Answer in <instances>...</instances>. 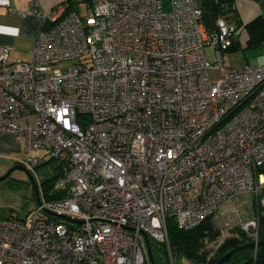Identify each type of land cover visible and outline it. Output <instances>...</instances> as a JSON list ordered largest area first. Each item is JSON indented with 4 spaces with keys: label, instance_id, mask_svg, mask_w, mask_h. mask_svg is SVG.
I'll return each mask as SVG.
<instances>
[{
    "label": "built area",
    "instance_id": "obj_1",
    "mask_svg": "<svg viewBox=\"0 0 264 264\" xmlns=\"http://www.w3.org/2000/svg\"><path fill=\"white\" fill-rule=\"evenodd\" d=\"M84 4L44 15L29 60L0 53V133L23 145L28 169L49 156L62 171V195L27 220L0 217V264H150L143 233L167 243L168 218L189 229L239 193L258 219L264 64L223 63L235 24L218 16L209 32L202 0Z\"/></svg>",
    "mask_w": 264,
    "mask_h": 264
},
{
    "label": "crops",
    "instance_id": "obj_2",
    "mask_svg": "<svg viewBox=\"0 0 264 264\" xmlns=\"http://www.w3.org/2000/svg\"><path fill=\"white\" fill-rule=\"evenodd\" d=\"M84 2L85 0H10L14 10L28 11L35 8L39 14L27 12L21 15L0 7V53L7 47L9 62L29 60L37 33L52 23L44 15L52 13L60 3H66V13L73 4L80 9V6H85ZM227 15L228 21L239 27L233 35L234 48L226 50L228 52L223 63L236 68L264 64V0H233L232 10ZM256 19L259 20V25L255 22ZM206 52L210 58L211 49L207 48ZM211 72L214 76H219L217 70ZM22 151L23 145L12 134L0 133L1 157L20 163L22 158L18 155ZM36 154L42 153L38 151ZM3 170L4 168L0 169V173Z\"/></svg>",
    "mask_w": 264,
    "mask_h": 264
},
{
    "label": "rangeland",
    "instance_id": "obj_3",
    "mask_svg": "<svg viewBox=\"0 0 264 264\" xmlns=\"http://www.w3.org/2000/svg\"><path fill=\"white\" fill-rule=\"evenodd\" d=\"M78 11L83 13L87 11V8L86 6H80ZM227 52H223V58H225ZM69 62L65 61V63ZM212 75L213 77H217L214 76V73ZM39 153H42V151L40 150ZM18 157L24 159L27 158V154L22 151ZM49 158V156H46L45 159L41 158L37 166L29 169L37 185V194L28 174L21 168H14L6 178L0 180V217L12 216L27 220L37 206V196L40 201L45 199V192L41 184L42 180L46 177H54L53 181L58 182L61 178L57 167L58 160L54 158L49 160ZM16 164L19 163H14L11 159L0 156V169L4 168L0 175ZM48 190V192H51L52 187H49ZM217 215L215 219L211 218V221L214 229H217L219 233L213 239L204 238L201 247V250L207 254L208 258L215 256L220 245L229 237L239 236L241 233H244L247 238L251 239L253 236L251 233L255 230L258 234L259 217L256 219L258 215L257 204L254 196L250 193H239L224 200L217 209ZM252 219H256V226L244 229L243 223ZM150 241L153 259L156 264H201L192 263L184 257H178L170 248L169 242L160 243L154 239ZM159 244H162L165 255L162 249L158 248ZM142 245L146 252L144 238L142 239ZM147 258L149 261V257Z\"/></svg>",
    "mask_w": 264,
    "mask_h": 264
},
{
    "label": "trees",
    "instance_id": "obj_4",
    "mask_svg": "<svg viewBox=\"0 0 264 264\" xmlns=\"http://www.w3.org/2000/svg\"><path fill=\"white\" fill-rule=\"evenodd\" d=\"M232 3L233 0H214L215 16H222L228 21L227 14L232 10ZM72 9L77 10L78 8L75 4H73L69 10ZM255 22L258 24L259 20L256 19ZM233 24H235L236 28L239 27V25H237L236 23ZM231 48H234V39L232 40L231 45L228 47V49ZM50 159H52V157H50L49 160ZM57 167L59 175L61 176L62 171L60 170V166L57 165ZM53 178L54 177H46L41 182L46 199H51L62 195L61 191L48 192V188L53 187V185L55 184ZM166 224L169 242L168 244L170 248L178 257H184L192 263L214 264L223 254L228 252L230 249L251 241V239L249 237L247 238L244 233H241L239 236L229 237L225 239L220 245L217 254L212 258H208L207 254L201 250L203 240L206 237L209 239H213L219 233V231H217V229H214L213 227L211 216L206 217L200 223L189 229L178 227L173 218H168ZM150 240L149 242L153 256L152 244ZM258 240H264V213H260L259 215ZM158 248L162 249L163 254L165 253L162 244H159ZM223 264H264V244L257 246L256 248L250 247L235 252Z\"/></svg>",
    "mask_w": 264,
    "mask_h": 264
},
{
    "label": "water",
    "instance_id": "obj_5",
    "mask_svg": "<svg viewBox=\"0 0 264 264\" xmlns=\"http://www.w3.org/2000/svg\"><path fill=\"white\" fill-rule=\"evenodd\" d=\"M202 4H203V10H204L205 27L209 32L213 33L216 31V24H215L216 16H215V12H214V0H202ZM14 168H21L28 174L30 181L32 182L34 189H35V192L37 194L38 193L37 185L34 182L32 176L29 172V169L26 166H24L23 164L19 163V164H16V165L10 167L8 169V171H6L4 174L0 175V180L6 178ZM37 201L39 202L38 196H37ZM128 229H130V228H128ZM143 235H144V239H145V243H146L149 261L151 264H155L153 256H152L149 238L145 233H143ZM262 244H264V240L249 241V242H246L244 244L238 245L237 247H234V248L230 249L228 252H226L225 254H223L214 264H223L235 252H238L240 250L247 249L250 247H257V246H260Z\"/></svg>",
    "mask_w": 264,
    "mask_h": 264
}]
</instances>
